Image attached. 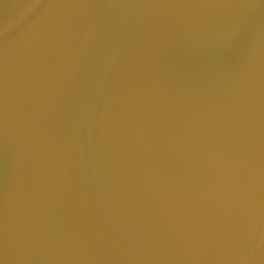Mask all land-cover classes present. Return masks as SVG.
Here are the masks:
<instances>
[{
	"label": "water",
	"instance_id": "95a60500",
	"mask_svg": "<svg viewBox=\"0 0 264 264\" xmlns=\"http://www.w3.org/2000/svg\"><path fill=\"white\" fill-rule=\"evenodd\" d=\"M0 264H264V0H0Z\"/></svg>",
	"mask_w": 264,
	"mask_h": 264
}]
</instances>
